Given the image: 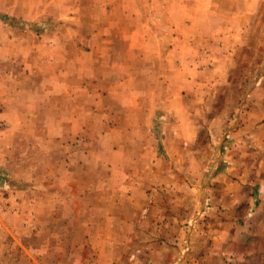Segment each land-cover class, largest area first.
I'll return each mask as SVG.
<instances>
[{
  "label": "rangeland",
  "instance_id": "1",
  "mask_svg": "<svg viewBox=\"0 0 264 264\" xmlns=\"http://www.w3.org/2000/svg\"><path fill=\"white\" fill-rule=\"evenodd\" d=\"M0 264H264V0H0Z\"/></svg>",
  "mask_w": 264,
  "mask_h": 264
}]
</instances>
